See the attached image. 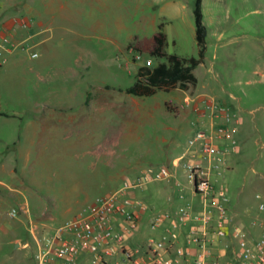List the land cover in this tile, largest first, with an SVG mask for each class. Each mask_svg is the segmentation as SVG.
<instances>
[{
    "label": "rangeland",
    "instance_id": "374dc122",
    "mask_svg": "<svg viewBox=\"0 0 264 264\" xmlns=\"http://www.w3.org/2000/svg\"><path fill=\"white\" fill-rule=\"evenodd\" d=\"M37 2L25 3L34 8ZM43 2L49 6L39 30L44 43L37 45L33 38L14 48L6 81L10 88L0 89L7 97L0 96V111L9 116L0 117V264H34V244L24 250L13 242L26 239L33 225L46 231L62 226L98 197L119 189L129 169L174 167L192 136L208 128L204 120L210 117L201 113L207 99L232 107L241 118L242 150L232 155L226 183L230 197L244 209L247 197L258 209L257 181L264 173V0H204L207 51L195 70L197 88L143 98L125 90L135 84L149 56L138 59L128 44L135 37H151L164 22L167 52L198 57L194 0ZM6 15L34 19L25 6H14ZM12 43L0 39L5 47ZM86 94L115 105L106 116L93 111L91 123L65 138L70 103L76 101L77 123L87 111L79 103ZM44 125H50L49 132L59 127L62 134L54 144L42 138ZM40 139L47 149L35 148ZM176 170L187 197L195 200L182 167Z\"/></svg>",
    "mask_w": 264,
    "mask_h": 264
},
{
    "label": "built area",
    "instance_id": "2783aa9c",
    "mask_svg": "<svg viewBox=\"0 0 264 264\" xmlns=\"http://www.w3.org/2000/svg\"><path fill=\"white\" fill-rule=\"evenodd\" d=\"M5 42H9L8 39ZM37 56V54H33ZM142 59V54L137 55ZM153 59L146 60L144 66H152ZM202 116L209 115L212 124L198 130L189 140L188 151L174 161L186 172L192 190L202 202V210L194 213L190 206L180 210L173 230L164 234L152 245L157 254L174 246L178 240L179 224L193 221L189 242L197 249L191 264H212L209 262L210 246L217 239H224L230 232L232 214L231 197L225 188H218L213 180L214 172H220L229 156L234 154L237 141L233 125L234 113L226 105L213 99L203 102ZM173 176L169 167H149L134 179L125 180L116 191L98 197L85 206L76 216L62 226L49 231L34 232L35 264H111L116 256L121 260L115 264H142L128 246L130 236L138 229L139 218L136 211L138 201L131 193L144 191L153 182L169 181ZM259 200L258 217L252 226L257 235H249L243 228L234 230L240 252L236 263L264 264V196ZM13 216L17 214L14 211ZM169 215L158 216L152 228L159 226ZM178 254L184 251L178 249ZM190 256V254L188 253ZM153 264H171L157 256Z\"/></svg>",
    "mask_w": 264,
    "mask_h": 264
},
{
    "label": "crops",
    "instance_id": "0c3cea01",
    "mask_svg": "<svg viewBox=\"0 0 264 264\" xmlns=\"http://www.w3.org/2000/svg\"><path fill=\"white\" fill-rule=\"evenodd\" d=\"M26 1L27 0H0V39H2L3 37H8L13 41L12 46L9 45L5 47L0 44V78H2L1 79L2 81L0 82L1 90L2 89L6 90L9 87L6 81H7V76H10L11 73V68L9 67V65H10V59L14 54L13 53L14 48H17L21 44V42L22 43L27 42L29 39H33V38L38 43L37 45H41L44 43V40L41 41L39 39V37L42 35L39 30L44 26V24L41 22L44 16L43 12H45L44 9L46 8V11H49L48 9L49 6L44 2L42 3V0H39V2L36 3V6L34 8H31L30 6L26 5L27 4L25 3ZM14 6L15 8L18 7L21 8V6L23 7L25 6L26 12H31V11L34 12L33 21H29L28 17L27 18L21 17L20 19L18 18V20L16 19L14 20L13 17L10 19V17L6 15V12ZM33 27L37 28V32L35 34H32L28 29V28L31 29ZM43 64L44 61L38 62L36 65H39L41 66L39 68H42ZM26 79L27 78H25V80ZM1 90H0V96L2 97V99L6 100L7 97L1 95ZM109 102H110L109 99H107L106 97L100 96L97 97L96 99H93L92 96L86 94L83 100L81 102L79 101V103L82 104V107L84 106L87 107V111L84 112L83 114L82 113L80 114L79 121L77 123H75L77 120L76 116L72 114L74 113L73 108H75L76 106V101L70 103L71 105L68 110H71L70 111L71 115L67 118L68 125L63 126V131H64L63 136L65 138L72 137L76 133H79L80 131L78 129L82 128L87 123H91L93 111L96 112V114H99V117L102 116V114L106 116V114H108L109 108L114 107L115 105ZM229 108L235 115V120L233 122V125L237 130L236 140H237L238 149L236 150L234 155H238L242 150L240 148L239 145L240 143L238 141V134L241 132L242 121L238 112L235 111V109H233L232 107ZM123 109H125L124 106H122L120 109L119 112L120 116L123 114L124 111ZM126 109L131 110V112L133 113L134 109L133 110L131 108H126ZM0 113L6 114L2 111H0ZM0 117H9V116H0ZM59 122H61V120ZM204 123L209 127L212 124V119L210 118L204 120ZM52 125H54L53 121L51 122V126ZM49 126L50 125L43 126L42 138L45 139L46 137L47 140L52 138V144H54L55 138L59 137L60 134L62 133L59 131L60 130L59 127H57V130L54 132L52 130L50 132L45 131V128H48ZM46 144L47 141L42 143V139H40V141L36 142L35 148L37 150L47 149V147L45 146ZM70 147L71 149L72 148L75 149V143L73 142V145L72 146L70 145ZM100 151L101 150H99V152ZM187 151L188 150H181L182 153L178 156L180 157L183 153ZM248 153L249 150H247V154ZM232 155L228 157L227 162L224 165L223 169L220 172H214L213 175V180L215 185L218 188H225L227 192H228V187H227L228 185L226 183V176L232 170V164L230 163L231 158L234 156ZM179 167L180 166L178 167L174 166L171 168L173 176L169 181L153 182L149 184L144 191H137L131 193L133 199L138 201V206L136 207V211L138 213L139 225H138V229L130 236L128 240V246L133 252H135L136 258L142 264H153L156 261L158 255L161 256L167 262H170L171 264H191L192 258L195 257L197 254V249L194 246H192L189 242L190 231L195 226V223L193 221H189L186 225L179 224V229H178L179 238L174 243L173 247H170L166 251L159 252L158 254L153 250L154 246L152 244L159 241L164 234H166L170 230H173L174 224L177 223L176 220L177 215L179 214L181 209L190 206L193 212L197 213L201 211L203 207L201 199L194 194L193 190L192 192L195 200L189 199L187 197L186 186L184 187V185L179 181L177 177L178 173L176 169ZM145 170L146 169H142V170L133 169V168L129 169L128 173L125 176V180L134 179L136 176L140 175ZM184 176L188 181L189 185L191 186L185 171H184ZM257 185L260 191L256 193V196L257 194H262L264 196V173L261 174V179L257 181ZM114 191H116V189ZM114 191H111L110 193ZM230 211L232 214V223L228 236L224 239L215 240L214 242H212L210 246L211 254L209 257V262H211L212 264H232L237 262L240 249L237 244V240L234 237V230L236 228L238 227L243 228L246 231V233L249 235L258 234L257 228L252 226V223L258 217H260L261 214L259 210L256 209L250 203L248 197H247V208L245 209L244 207H242V203L240 202V200L235 201L234 199L231 198ZM161 215H169V218L164 219V221L159 226L153 229L152 228L153 223L156 221L157 217ZM44 229L45 228L39 229V226L33 225L29 231L30 235L27 236L26 239L18 237L17 241L13 243L19 249L26 250L30 247L31 243L32 244L35 243L34 242L35 235L33 230L34 231L36 230L35 233H40ZM22 240H24V242ZM178 249H182L184 251L185 256L179 255ZM188 253L190 254V256L188 255ZM119 260H121V256L118 255L111 260V264H115V262ZM85 264H89V262H86Z\"/></svg>",
    "mask_w": 264,
    "mask_h": 264
},
{
    "label": "trees",
    "instance_id": "16d2710c",
    "mask_svg": "<svg viewBox=\"0 0 264 264\" xmlns=\"http://www.w3.org/2000/svg\"><path fill=\"white\" fill-rule=\"evenodd\" d=\"M204 0H194L195 38L198 45V57H183L177 54H169L168 35L165 31V23L161 22L151 37L142 40L135 37L127 46L128 50L146 54L155 60L152 66L138 68L135 84L125 92L136 97H150L158 91L172 92L178 87L183 90H194L199 80L195 70L204 63L207 51L208 30L205 25L203 11ZM167 107H170L167 104ZM0 116H8L0 113Z\"/></svg>",
    "mask_w": 264,
    "mask_h": 264
}]
</instances>
